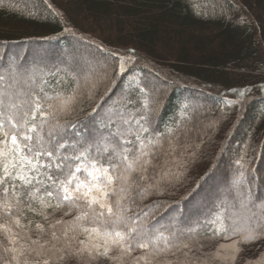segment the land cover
I'll use <instances>...</instances> for the list:
<instances>
[{"label":"trees","instance_id":"trees-1","mask_svg":"<svg viewBox=\"0 0 264 264\" xmlns=\"http://www.w3.org/2000/svg\"><path fill=\"white\" fill-rule=\"evenodd\" d=\"M62 1L68 4V10L65 5H61L62 9L54 6L51 0H2L0 43L10 48L33 44L39 48L38 53H50L43 54L41 59L51 62L49 68L34 63L26 71L30 70L31 75L38 69L36 79L43 74L46 80H53L48 74L55 73L62 80L58 90L65 95L71 93L77 82L80 86L84 83L77 80L80 69L56 63L54 53L63 50L71 56L77 50H72L73 43L69 42L74 40L80 43V53L88 59L98 54L106 60L105 65L113 72L112 83H102L103 87L111 84L108 93L94 109L90 107L93 100L88 101L77 105V111L67 117L71 121L79 118L81 126L87 124L89 128L102 125L110 110L123 111L122 105L128 100L133 103L127 108L134 113L142 106L145 95L153 101L151 87L160 80L172 85L168 97L165 93L160 102L155 100V117L150 122L154 134H161L163 142L156 156L158 166L149 170L150 176H156L149 181L154 189L148 188L142 199L137 198L139 207L151 214L150 224L195 226L197 221L204 222L219 211L221 201H226L225 207L231 210L241 190L235 186L241 171V188L248 189L252 199L264 200V0ZM236 12L244 15L247 22L236 20ZM72 13L89 24L88 30L76 23L70 25ZM91 27L97 29L99 36ZM108 45H114L111 51ZM112 53L126 60L125 73L119 74V56L113 57ZM5 59L0 57L3 66ZM149 66L154 69H148ZM168 76L170 81H166ZM194 80L203 85H195ZM242 80L250 82L242 84ZM211 86L222 90L216 93ZM141 87L144 93L139 91ZM245 87L249 91L242 97L236 96L235 92ZM87 89L82 93L86 94ZM98 91L95 89V95ZM149 107L153 108L151 104ZM202 115L211 128L199 140L189 121L198 122ZM226 126L223 131L219 129ZM86 130L83 128L85 135ZM165 138L173 140L175 151L171 156L166 154L169 148ZM204 150L212 151L211 157L206 167L195 173V161L203 160L199 152ZM162 171L171 175L161 179ZM220 173L223 176L217 185L218 192L203 194L200 201L192 204L191 198L201 195V189ZM158 181L165 188L161 191L164 195L179 192L186 183L189 186L180 194V200L164 205L157 198L159 194H155L161 189L156 185ZM224 187L230 190L226 192ZM238 247L234 264H264V239Z\"/></svg>","mask_w":264,"mask_h":264},{"label":"snow or ice","instance_id":"snow-or-ice-1","mask_svg":"<svg viewBox=\"0 0 264 264\" xmlns=\"http://www.w3.org/2000/svg\"><path fill=\"white\" fill-rule=\"evenodd\" d=\"M125 64L119 56V74ZM48 75L54 79L0 72V264H234L238 245L264 239V200L241 188L243 171L231 210L221 201L195 226L150 224L137 198L154 186L149 170L163 142L148 96L135 113L128 100L88 128L67 117L93 100L102 80L86 94L77 82L65 95L62 80ZM165 139L171 156L173 140Z\"/></svg>","mask_w":264,"mask_h":264},{"label":"rangeland","instance_id":"rangeland-1","mask_svg":"<svg viewBox=\"0 0 264 264\" xmlns=\"http://www.w3.org/2000/svg\"><path fill=\"white\" fill-rule=\"evenodd\" d=\"M51 3L54 4V6H59L60 8H61V5H65L64 6L65 10H68V7H66L68 4H64L62 0H51ZM243 7L244 6L242 5V8H241L242 10H243ZM69 11H71V10H69ZM240 11H238V13H241ZM238 13L236 12V14L234 16L235 19L238 20V21H245L246 19H245L244 15L238 14ZM70 16H71V17H69L70 18L69 19L70 20V25L74 26L75 23H76V25L79 26L80 28L88 30L89 24H86L85 25V21L83 22L80 16L79 17H76L73 13ZM245 22H247V20ZM77 29H78V27H77ZM90 30H93V32L97 33L95 35H98L99 36V33H98L97 29H95V27L94 28L91 27ZM118 38H121V37L119 36ZM69 42H72L73 43L72 50H75V47H77V50H75V52L76 51H79V52H76V53L75 52H72L71 56H68V55L64 54V52L62 50V51H58V52L54 53V56L52 58H55L56 63H58V62L64 63V64L67 63V64H70V67L73 66L75 68L78 67V69H80L79 71H77L78 72L77 73V80L82 81L84 83V85L81 86V92H84L85 88L88 87L91 84V82H93L94 79H98L99 78V79L102 80V83L105 82V81H108V82H111L112 83V80H111V78L113 77L112 68L111 67H107L105 65V63L107 62L106 60H104L98 54H92L93 55V58L92 57L89 58L90 59V61H89V59H88V57L86 55H83V53H80V51H82L83 48H81V46L79 45L80 44L79 42L74 41V40L69 41ZM35 47L36 46L33 47V44H32L30 46H28V45L27 46L26 45H22V46H19L17 48H10V47L5 46V44L0 43V57H3L4 59L6 58L5 59V64H6L5 66L1 65L2 63H0V72L7 73V72H10V71H15V72H18V73L22 74L23 77H27V76H29L28 74L30 72V70H29V72L26 71L27 68H29V65L32 66L35 63V64L40 65V67L49 68L48 64L49 63L51 64V62H46L45 60L42 61L41 59H44L43 56L44 55H48L50 53H47V54H44V53H41V52L38 53L37 51H38L39 48H35ZM82 47L85 48V46H82ZM113 47H114V45H108L107 48H108V50L111 51ZM119 49L126 51L125 48H119ZM38 54H40V56L41 55L42 56L40 57ZM34 57H36V58H34ZM22 62H24V64L21 65ZM148 69L151 70V69H154V67L153 66L152 67L149 66ZM37 70L38 69L33 70L32 73H31V75L32 74H35L37 76V73H38ZM160 70H158V71H160ZM153 72L155 74H157V75L159 74V72H157V71H153ZM167 80L170 81V76L166 77V81ZM183 80L186 81L188 79L187 78H184ZM188 82H189V80H188ZM192 82L195 83V85H198V86L202 84L200 82H196V80H194ZM248 82H250V81L242 80L241 83L242 84H245V83H248ZM102 83L97 88V90H99V91L96 92L95 97H93L94 99H93L92 105L90 106L93 109H94V107H96V104H97L98 100L102 99L103 98L102 96L105 95L106 93H108V91H109L108 89H109V87H110L111 84H107V86H104L103 87ZM171 86L172 85L170 83L169 84H165V81L160 80L159 84L153 85V87H151V92L153 94V95L151 94V98H152L153 101H150L149 100V102L153 106V108H151V111L148 114L149 115V120H150L151 123L153 122V119L155 117L154 116L155 111H156L155 108H154L155 100L158 99V101L160 102V99L161 98L164 99L165 93L167 94V97H168L171 94V91H170ZM211 87H212L211 90L214 91V92H216V93H220V91L222 90L221 88H215L213 86H211ZM254 89H255V87H254ZM263 90H264V87H263ZM168 91H170V93ZM248 91H249V88L248 87H245V88H241L240 90H237L235 92V94L238 97H242ZM189 123L191 125H194V129L196 130L195 132L198 135V139L199 140L201 139V137H204L206 135V130L209 129V128H211L209 126L210 124H206L204 122L203 115L198 120V122L197 121L196 122L189 121ZM199 123H204V124H202V126H197ZM95 124H98V123H95ZM222 127H219V129H221V131H223V130H225V128H227V126L224 127L223 129H222ZM88 128H86L87 129L86 130L87 132H88ZM209 144L210 143L206 144L204 147L208 146ZM211 152H210V150H204V151L199 152V154L201 153V156L200 157L203 160H201L199 162L198 161H195V164L197 163L195 165V168H194L195 173L198 172L200 169H203V168L206 167L205 164L208 161L209 157H211ZM214 152H215V149H214V151L212 153H214ZM220 174H218V176L216 178L213 177L212 179H210V181L208 182V184L204 188L201 189V191H204L203 193L200 192L201 195H199L198 197H195V198L193 196L191 198L192 204L195 203V202H197V201H200V199L203 198V194L204 195H209L210 193H212V194L214 193L213 195H215L218 192L219 188H218L217 185L220 183L219 181L222 180L221 178L223 176V174H221V175ZM261 174H262V179H263L264 172H261ZM219 176H220V178H218ZM175 179H176V176H175ZM152 181L153 180H151L150 182H152ZM259 182L261 183V178H259ZM156 183H157L156 185H157L158 188L161 187V185L159 184V181L156 182ZM187 184L188 183H186L185 185H183L179 189V192L176 191V190L175 191H171V195H168V194H165L164 195V192L163 193L161 192L162 190L165 189L164 187H161V189L157 193H155V194H159V195H157V198L160 199V201H162V203L165 205V204H168V203L173 202V200H175V199H178L179 198V200H180V197L183 196V195L181 196L180 194H182V192L189 186ZM255 185H256V182L254 181L251 184V187L254 188ZM149 188H151V187H149ZM229 190L230 189H226L224 187V191L227 192ZM212 201H214V200H212Z\"/></svg>","mask_w":264,"mask_h":264},{"label":"bare ground","instance_id":"bare-ground-1","mask_svg":"<svg viewBox=\"0 0 264 264\" xmlns=\"http://www.w3.org/2000/svg\"><path fill=\"white\" fill-rule=\"evenodd\" d=\"M194 212V211H193Z\"/></svg>","mask_w":264,"mask_h":264}]
</instances>
